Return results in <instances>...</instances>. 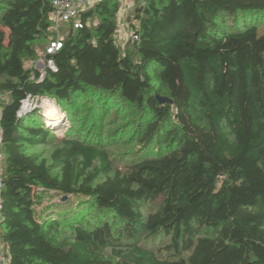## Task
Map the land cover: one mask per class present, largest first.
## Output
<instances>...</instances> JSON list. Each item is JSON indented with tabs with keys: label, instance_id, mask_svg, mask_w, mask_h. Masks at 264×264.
Here are the masks:
<instances>
[{
	"label": "trees",
	"instance_id": "1",
	"mask_svg": "<svg viewBox=\"0 0 264 264\" xmlns=\"http://www.w3.org/2000/svg\"><path fill=\"white\" fill-rule=\"evenodd\" d=\"M120 1L100 0L79 26H61V47L48 55L52 0H0L1 226L11 264H264V0H134L136 39L124 49ZM41 48L55 69L39 80L27 64ZM154 77L172 105L155 98ZM38 96L133 105L146 118L141 149L163 123L166 148L111 174L103 147L59 129L52 174L24 152L58 133L39 114H19ZM53 193L76 200L68 211L40 209ZM156 200L143 219L142 203ZM141 228L144 239L168 237L175 254L143 245Z\"/></svg>",
	"mask_w": 264,
	"mask_h": 264
},
{
	"label": "rangeland",
	"instance_id": "2",
	"mask_svg": "<svg viewBox=\"0 0 264 264\" xmlns=\"http://www.w3.org/2000/svg\"><path fill=\"white\" fill-rule=\"evenodd\" d=\"M128 2L121 16L117 20L116 43L122 48H126L129 43L131 34L130 19L134 7V0H126ZM2 2L0 3L1 6ZM123 4V2H121ZM124 5V4H123ZM258 25L259 29L264 28V22ZM67 28V23L62 25ZM62 34V31L60 32ZM63 36V34H62ZM42 48L39 50V56L36 61L27 64V67L42 69L43 67ZM41 62V63H39ZM158 80L153 79L154 94H162L156 91ZM7 96L1 95L0 100L5 101ZM47 99V102L42 100ZM94 101V100H93ZM28 106L20 110V115L26 112L35 113L42 116L43 120L48 121L49 125L57 126L58 133L50 135L49 140L41 145H25L24 152L27 154L36 155L39 159H44L49 166L50 172L56 174L60 171V165L51 157V152L61 145L62 132L59 129L67 131V138H78L91 143L99 144L103 147L112 164V172L128 168L132 163L154 154L163 151L166 145H162L165 138V133L169 130L167 123H163L157 136L152 140L150 147L142 148L139 138L142 133V123L146 120L145 116L133 105L120 103L117 108L106 107L104 110L98 109L95 102L87 101L86 97H80L74 106L58 102L50 96H38L32 99L25 100ZM24 103V104H25ZM103 176H99L97 181L102 180ZM63 196L56 194L44 195L41 198V208H46L51 205L58 204L59 206L67 203V211L70 209L72 202L76 199L67 198V201H62ZM76 202V201H75ZM159 205V200L148 201L142 203L141 214L145 219L147 214L154 210ZM93 222H99V219L93 218ZM116 229L117 224L111 223ZM137 238L150 249L155 251L160 250L163 256L170 257L174 253L173 250H166L169 244V238L159 236L157 238L144 239L145 236L142 228L138 230ZM205 232V231H204ZM203 232V234H204ZM207 232V231H206ZM208 233V232H207ZM189 250L180 251L176 257L185 258Z\"/></svg>",
	"mask_w": 264,
	"mask_h": 264
},
{
	"label": "built area",
	"instance_id": "3",
	"mask_svg": "<svg viewBox=\"0 0 264 264\" xmlns=\"http://www.w3.org/2000/svg\"><path fill=\"white\" fill-rule=\"evenodd\" d=\"M100 0H52V11L49 14V21L51 23V31H53L55 37H51L48 42V46L46 47V54L51 55L58 51L61 47L63 36L61 32V26L63 24H68L73 22V27L79 26V14L90 6L94 5L96 2ZM123 4L120 7L119 17L121 16V12L123 11ZM136 39V36L131 32L129 40ZM43 58V67L42 69H36L37 71V79L44 78L47 69L54 70L55 65L51 59ZM41 63V62H39ZM35 75L31 74V79H34ZM27 97L25 100L29 99ZM32 99V98H30ZM25 100L22 102L21 107L24 105ZM21 110V109H20ZM20 114V112H19ZM2 136H1V127H0V264H11V256L9 249L4 245L2 241V226H1V207H2V190H3V171L4 165L3 160L4 156L2 153Z\"/></svg>",
	"mask_w": 264,
	"mask_h": 264
},
{
	"label": "water",
	"instance_id": "4",
	"mask_svg": "<svg viewBox=\"0 0 264 264\" xmlns=\"http://www.w3.org/2000/svg\"><path fill=\"white\" fill-rule=\"evenodd\" d=\"M155 98L158 100L159 103H164V104H168V105H172L173 104V100L165 95H160V94H155ZM44 103L47 102V99L42 100ZM28 106V104H24V106L22 107V110L25 109ZM66 197L62 198V201H65Z\"/></svg>",
	"mask_w": 264,
	"mask_h": 264
},
{
	"label": "crops",
	"instance_id": "5",
	"mask_svg": "<svg viewBox=\"0 0 264 264\" xmlns=\"http://www.w3.org/2000/svg\"><path fill=\"white\" fill-rule=\"evenodd\" d=\"M129 1H130V0H129ZM120 2H123V4H124V6H123V8H122V10L124 11L125 8H126V6H127V4H128V2H127L126 0H121ZM121 6H122V4H121Z\"/></svg>",
	"mask_w": 264,
	"mask_h": 264
}]
</instances>
